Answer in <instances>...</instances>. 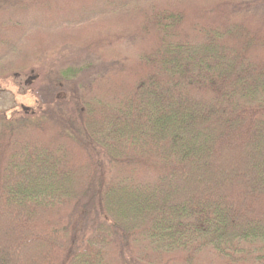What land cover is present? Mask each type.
Wrapping results in <instances>:
<instances>
[{
	"label": "trees",
	"instance_id": "16d2710c",
	"mask_svg": "<svg viewBox=\"0 0 264 264\" xmlns=\"http://www.w3.org/2000/svg\"><path fill=\"white\" fill-rule=\"evenodd\" d=\"M60 52L0 112V264H264V0H0V86Z\"/></svg>",
	"mask_w": 264,
	"mask_h": 264
},
{
	"label": "rangeland",
	"instance_id": "374dc122",
	"mask_svg": "<svg viewBox=\"0 0 264 264\" xmlns=\"http://www.w3.org/2000/svg\"><path fill=\"white\" fill-rule=\"evenodd\" d=\"M72 57L81 58L83 56L73 55ZM38 62L37 65H34L36 69L34 76L28 73L27 77L24 79L25 85L20 83L21 79L19 78H14V80L9 78L3 86H0V112L5 111L6 114L10 116L13 112H23V110L28 107L34 108L37 99L34 96L36 88L32 85L36 83V81L30 83V85H26V82H31L34 77L45 81L46 75L51 71V66H53L55 70H59L61 65L62 67H67L66 65L74 63L76 60L70 58L69 52H60L49 58L45 57V59ZM64 62L67 63L64 64Z\"/></svg>",
	"mask_w": 264,
	"mask_h": 264
}]
</instances>
